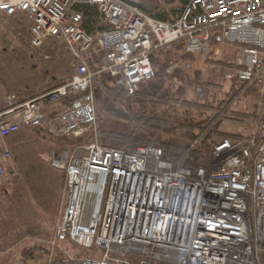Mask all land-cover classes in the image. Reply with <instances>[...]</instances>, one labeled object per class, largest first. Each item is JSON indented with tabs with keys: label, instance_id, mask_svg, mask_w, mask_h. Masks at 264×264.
<instances>
[{
	"label": "built area",
	"instance_id": "built-area-1",
	"mask_svg": "<svg viewBox=\"0 0 264 264\" xmlns=\"http://www.w3.org/2000/svg\"><path fill=\"white\" fill-rule=\"evenodd\" d=\"M78 4L95 5L107 29L87 33ZM0 12L26 18L32 47L56 39L75 61L69 79L0 109L1 138L21 127L83 138L96 124L99 74L131 96L155 77L152 55L160 50L238 46L226 77L257 91L256 131L213 143L209 161L195 169L154 145L90 141L52 153L65 194L52 245L79 250L76 264H264V0H188L170 21L145 14L138 0H0ZM94 45L100 56L91 66ZM59 99L61 110L47 113L43 102ZM5 168L0 164V176Z\"/></svg>",
	"mask_w": 264,
	"mask_h": 264
},
{
	"label": "rangeland",
	"instance_id": "rangeland-1",
	"mask_svg": "<svg viewBox=\"0 0 264 264\" xmlns=\"http://www.w3.org/2000/svg\"><path fill=\"white\" fill-rule=\"evenodd\" d=\"M138 3L152 14L163 12L167 19L181 12L176 11L180 7L178 0H138ZM6 18L8 29L0 32V44L15 42L13 20ZM20 20L23 21V35L20 36L25 47L24 62L29 67L26 80H31L28 88L32 86L35 87L34 91L42 90L44 84L71 76L75 61L64 44L47 38L39 48L32 47L26 18ZM239 56V47L231 44H215L195 54H187L179 46L172 47L156 58L157 65L153 64L155 77L150 83L140 86L144 95L151 93L150 98L140 95L139 98L129 97L119 88L98 92L95 127L78 142L67 137L53 138L36 128H20L22 130L17 133L0 138V155L4 151L9 153L6 173L0 176V264H53L56 257L57 264H76L73 261L79 257V250L64 243L52 245L64 193H60L57 201L53 200V190L48 186L51 180H47L50 178L45 175L52 168V153H70L73 148L71 143L98 141L106 146H114L116 143L104 140L102 133L119 134L134 130L158 136L159 141L167 140L170 139L168 133L153 128L140 116H165L171 121L175 116L181 119L187 115L194 123H199L210 115V112L199 107L200 104H216L221 100L228 102V112L223 115L226 117L219 118L216 129L226 134H253L258 118L257 91L233 77H226L228 61ZM38 69L41 76L43 71L47 73V69L49 73H55L47 76L44 84L39 83L38 86ZM184 101L192 105L183 104ZM174 134L178 138L183 134L186 136L181 131ZM201 148L207 151L206 145Z\"/></svg>",
	"mask_w": 264,
	"mask_h": 264
},
{
	"label": "trees",
	"instance_id": "trees-1",
	"mask_svg": "<svg viewBox=\"0 0 264 264\" xmlns=\"http://www.w3.org/2000/svg\"><path fill=\"white\" fill-rule=\"evenodd\" d=\"M180 7L176 11L182 10L183 6L187 3L188 0H178ZM138 8L143 11L145 14L151 16L154 19H158L161 21H170L171 19H167L165 14L162 12L161 14H152L149 11L145 10L141 4L138 3ZM74 9L80 12L83 15L82 26L84 30L89 33L93 34L95 31L107 29V24L104 23L100 16L98 9L95 5L90 4H78L74 6ZM175 11V12H176ZM12 18V17H11ZM93 48L97 50V47L94 45ZM168 50H160L157 53L152 55V63L156 64V61L161 54L167 52ZM157 75V74H156ZM150 83V82H149ZM246 84V83H245ZM112 88V89H111ZM117 89L112 82V78L107 74H99V76L93 82V95H94V102L96 104V100L99 98L98 92H102V90H114ZM141 88V87H140ZM140 88L131 96L135 98L137 96H143L145 98H150L149 96L151 93L144 95L141 93L142 90ZM148 95V96H147ZM59 102H63L62 99L57 100ZM47 102H49L47 100ZM183 104L191 106V102L184 101ZM200 108H203L205 111L210 112L209 117L206 120H203L199 123H194L192 119L188 118L187 115L182 116L183 118L179 119V116H175L172 118L173 120L168 121L165 116H153L145 117L141 115L140 117L144 118L146 123H151L150 125L153 128H157V130L162 129L168 135H170L167 140L159 141L160 138L158 136H154L152 134H145L143 131H131V132H105L103 134V139L105 140H112L116 144L110 147L115 148H135L138 145H154L159 146L164 154L165 158H168L174 162H179L182 165L189 167L191 169H195L198 166H201L209 161V151L211 145L222 138H229L231 140L240 138L244 135H234V134H226L220 132L216 129L217 123L220 117L223 116L225 113L228 112V102L225 100H221L216 104L213 103H203L200 104ZM227 109V110H225ZM227 111V112H226ZM230 113V112H229ZM176 121L177 124H176ZM258 123V118H257ZM257 126V124H256ZM163 127V128H162ZM176 131H181L185 133L186 136L183 134L181 137H177L174 133ZM110 133V134H109ZM158 133V131H156ZM172 138V139H171ZM176 139H181L183 141H176ZM207 146V151L203 150L201 147L205 148ZM71 146H75L72 145ZM58 257L54 259L55 263L58 262ZM264 262V257H263ZM60 264V263H59Z\"/></svg>",
	"mask_w": 264,
	"mask_h": 264
},
{
	"label": "crops",
	"instance_id": "crops-1",
	"mask_svg": "<svg viewBox=\"0 0 264 264\" xmlns=\"http://www.w3.org/2000/svg\"><path fill=\"white\" fill-rule=\"evenodd\" d=\"M21 18H23V16L20 14L14 15L12 18H10L13 20L12 28L15 34V37H14L15 42L12 44H7V43L0 44V54H4V56H0V109L8 108L9 103H12L15 106L30 98H33L34 96L39 95L45 90H48L50 88L57 86L58 84L70 78V75H69L66 78H62V79H59L53 82L52 84L49 83L45 85L44 82L46 81V77L49 75H53L55 72L52 71L49 73V69H47V73L45 70L43 71V74L41 76L40 70L38 69L39 70V76L37 77L38 86H39V83H42L44 84L43 87L44 86L45 87L42 88V90L39 89L36 91L33 90L35 87L32 88L31 86L28 88V86L31 83V80H28V79L26 80L27 78L26 72L29 70L27 69L29 67H26L25 62H24L25 47L23 46L22 37L20 36V34L23 35V21L20 20ZM5 21H6V24H5ZM7 27H8L7 18L0 13V32L2 31L6 32L8 29ZM92 55L93 57L90 59L89 63H91V66H95L99 61L100 52L94 49L92 52ZM33 75L34 74L32 73V76ZM53 103H56V104L52 106ZM42 105L48 113L58 111L62 107V103L59 101H49V102L45 101L43 102ZM21 128L22 129L24 128L32 129L29 127H21ZM22 129H19L18 131ZM38 130L43 132L42 129H38ZM6 137L7 136H5L4 138ZM6 161L0 160V164L7 167L8 164ZM45 175L46 177L50 178L47 180H51L48 186L51 187L53 190L52 199L57 201L60 193L61 192L64 193V189H62L64 186V173L61 172V170L52 167L51 171Z\"/></svg>",
	"mask_w": 264,
	"mask_h": 264
},
{
	"label": "bare ground",
	"instance_id": "bare-ground-1",
	"mask_svg": "<svg viewBox=\"0 0 264 264\" xmlns=\"http://www.w3.org/2000/svg\"><path fill=\"white\" fill-rule=\"evenodd\" d=\"M108 219H109V222H108V224H111V223L113 222V219H112V217H110V216H109V218H108ZM106 223H107V222H104V224H106Z\"/></svg>",
	"mask_w": 264,
	"mask_h": 264
}]
</instances>
